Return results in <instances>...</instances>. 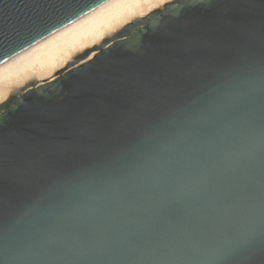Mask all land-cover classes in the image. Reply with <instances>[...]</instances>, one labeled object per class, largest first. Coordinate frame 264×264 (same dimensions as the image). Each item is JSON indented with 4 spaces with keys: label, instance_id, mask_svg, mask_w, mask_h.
Listing matches in <instances>:
<instances>
[{
    "label": "water",
    "instance_id": "95a60500",
    "mask_svg": "<svg viewBox=\"0 0 264 264\" xmlns=\"http://www.w3.org/2000/svg\"><path fill=\"white\" fill-rule=\"evenodd\" d=\"M106 1L0 0V61ZM0 114V264H146L137 217L264 264V0H179Z\"/></svg>",
    "mask_w": 264,
    "mask_h": 264
},
{
    "label": "bare ground",
    "instance_id": "6f19581e",
    "mask_svg": "<svg viewBox=\"0 0 264 264\" xmlns=\"http://www.w3.org/2000/svg\"><path fill=\"white\" fill-rule=\"evenodd\" d=\"M179 0H107L0 63V112L25 90L95 56L107 41Z\"/></svg>",
    "mask_w": 264,
    "mask_h": 264
},
{
    "label": "clouds",
    "instance_id": "9594fccd",
    "mask_svg": "<svg viewBox=\"0 0 264 264\" xmlns=\"http://www.w3.org/2000/svg\"><path fill=\"white\" fill-rule=\"evenodd\" d=\"M194 184L191 178L175 177L167 180L159 193L162 198L168 191L190 192ZM151 223V231L147 238L141 229L147 228ZM127 230L139 234L140 244L134 245L137 254L146 256V264H198L197 250L183 239L173 235L159 222H146L142 218L125 221ZM132 264H136L134 260Z\"/></svg>",
    "mask_w": 264,
    "mask_h": 264
},
{
    "label": "snow or ice",
    "instance_id": "6c2138e0",
    "mask_svg": "<svg viewBox=\"0 0 264 264\" xmlns=\"http://www.w3.org/2000/svg\"><path fill=\"white\" fill-rule=\"evenodd\" d=\"M192 4H197V3H203L206 2V0H191ZM0 31H6V30H0ZM17 34H18V30H17ZM0 62H4V61H0ZM4 101L0 100V104H3ZM5 121L2 117V114H0V127H2L4 125Z\"/></svg>",
    "mask_w": 264,
    "mask_h": 264
}]
</instances>
